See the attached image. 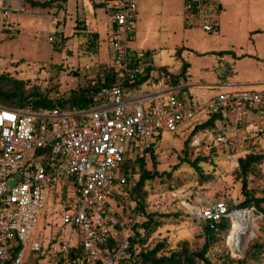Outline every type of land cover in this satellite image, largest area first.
<instances>
[{
  "label": "rangeland",
  "instance_id": "1",
  "mask_svg": "<svg viewBox=\"0 0 264 264\" xmlns=\"http://www.w3.org/2000/svg\"><path fill=\"white\" fill-rule=\"evenodd\" d=\"M137 1L135 38L130 47L147 52L149 61L159 69L183 74L182 66L188 62L186 83L195 102L233 89H264V0H219L223 6L220 25L213 31L186 20L184 0ZM109 33L104 10H95L90 0H55L49 7L32 6L24 0H0L2 80H21L26 94L37 91L53 100L69 98L104 73L109 64ZM186 138L164 132L156 152L144 156L143 168L167 170L170 174L147 179L138 189L143 206L156 219L149 232L143 225L138 227L146 235L140 250H149L159 242L163 246L158 254H170L182 246L201 249L208 233L199 212L213 199L223 198L238 206L246 198L240 171L238 167L231 169L227 152L212 148L206 153H192V159L208 157L202 163L203 171L209 174L204 178L183 159ZM133 156L136 180L143 168L140 158ZM247 191L252 197H263L264 176L252 179ZM73 197L72 183L66 192L58 184L47 193L31 236L34 239L39 232L44 234L42 250L26 257V264H61L57 258L60 238L71 234L63 213ZM122 199L119 211L122 217H128L137 202L128 194ZM250 214L256 217L255 236L235 250L231 234L234 223L227 217L226 226L213 233L206 254L211 261L264 264V201ZM130 228L131 224L123 227L121 239L134 233ZM128 264L150 263L134 257ZM196 264L203 261L197 258Z\"/></svg>",
  "mask_w": 264,
  "mask_h": 264
},
{
  "label": "built area",
  "instance_id": "2",
  "mask_svg": "<svg viewBox=\"0 0 264 264\" xmlns=\"http://www.w3.org/2000/svg\"><path fill=\"white\" fill-rule=\"evenodd\" d=\"M90 1L104 10L109 23V61L119 79L102 86L86 108L0 103V264H21L28 248L41 251L44 234L31 236L46 195L69 183L74 197L63 222L71 234L60 238V251L69 252L80 240L87 264H121L130 239L125 234L110 245L117 226L138 225L146 216L141 208L128 217L115 212L112 196L131 177L121 174L122 163L128 152H143L164 132L187 137L195 155L212 148L227 152L231 169L249 154H264V89H233L195 102L186 80L174 82L172 71L156 66L146 71L147 52L130 47L137 0ZM220 12L219 0H184L186 20L206 31L218 29ZM259 166L264 171V158ZM254 209L231 208L218 198L199 216L234 222L237 214Z\"/></svg>",
  "mask_w": 264,
  "mask_h": 264
},
{
  "label": "trees",
  "instance_id": "3",
  "mask_svg": "<svg viewBox=\"0 0 264 264\" xmlns=\"http://www.w3.org/2000/svg\"><path fill=\"white\" fill-rule=\"evenodd\" d=\"M24 1L30 3L32 6L49 7L51 3L55 0H47V1L24 0ZM92 6L96 10L97 6L95 4ZM145 61L147 63L145 67L146 71L151 67H155L152 64V62L149 61L147 55ZM182 67H183V74L180 72L178 73L170 72L167 68L164 69L167 70L168 73L170 72L172 81L178 82L181 78L186 79L187 68L189 67L188 62H185ZM103 72L104 73H102L97 80H94L95 84H92V82H90L86 86H83L78 90L74 91L69 96V98L59 99V100L50 99L46 97V95H43L42 93L37 91H31L26 94L23 86H21L22 85L21 80L10 78V80L4 82L2 80L4 76L0 75V80H1L0 103L4 105L16 106V107L30 106L34 109L63 107L69 110H75L80 108H86L92 104L95 94L100 90L102 86L113 84L117 82L119 79L115 69L110 64V61L108 66L105 68ZM142 78H145V74L142 75ZM140 82L141 80L139 81V84ZM65 103H69V105L64 106ZM161 140H162V135H159L153 139L151 145L148 148L144 149L143 152H137V151L128 152L125 155L124 161L122 163L121 174L123 176L131 174V177L127 178V181L125 183L120 184V186H118V191L112 196L111 203L115 208V212L119 214L121 217L123 216V213L119 211V204H121L120 200H123L122 198L128 194L130 197L133 195V198L136 200L135 202H137V204H134L131 207L132 209L130 210L132 211L136 208H141L145 211L146 216L142 223L138 225H131V228L134 230V233L129 235V239H130V247L128 249L129 255L127 257L122 258L121 264H128L129 260L134 257H138V260L141 258L143 263H150V264H183V263L196 264L197 258L203 261V264H218L217 262L211 261L206 254L209 249V244L212 240L214 231L218 229V227L226 226L225 222H229V218L227 217H223L218 222L205 221L206 232L208 234L206 237V242L201 249L191 250L187 246H182L181 249L172 251L170 254H158L159 250L163 246V243L159 242L149 250H142V249L140 250V243H142L143 241L145 242L144 237L146 235H144L143 232L138 231L137 230L138 227L143 225L146 232L147 231L149 232L151 225L156 222V219L151 213L147 212V210L143 206V203L141 202L142 198L140 196L138 189L143 185V183L147 179H152L156 176H164L166 174H170V171L167 170L160 171L157 168H154L153 171H150L147 170L146 168H143V165L145 164L144 156L147 154L153 155L156 152V148L160 145ZM183 141H184V147L182 148V151L184 153L183 159L188 163H190V165L194 167V169L198 171L202 176H204V178H208L209 174L203 171V167H202V163H206L208 157L207 156L195 157L192 159L191 158L192 151L188 145V138L184 139ZM132 154L133 155L135 154L137 158H140L143 168L142 172L140 173V177L136 180H134V176H133L134 171H132L136 158H134ZM263 158H264V154L260 153V154H249L240 160L238 169L241 174L242 188L244 194L246 195V198L238 206L229 204L231 208L253 206L257 210V207H260L261 202L264 201V196L255 198L250 196L247 191V187L250 186V182L252 179H254L256 176L258 177L264 176V171L259 166ZM212 178H210V180ZM62 189L64 192H66V189H68V187L65 185L62 187ZM66 207H67V203L65 204L64 210L66 209ZM123 227H124L123 225L117 226V231L115 233V236L111 238L110 245L119 244L122 237L120 236V232H122L121 230H123ZM36 252L37 251H33V250H29L28 252H26L25 257L21 264H26L25 263L26 257ZM57 258L59 263L61 264H65V263L87 264L85 261L83 245L81 244L80 240H78V242L75 243L73 249L70 250L69 252L65 253L62 251H58ZM8 264H12V262L9 261Z\"/></svg>",
  "mask_w": 264,
  "mask_h": 264
},
{
  "label": "bare ground",
  "instance_id": "4",
  "mask_svg": "<svg viewBox=\"0 0 264 264\" xmlns=\"http://www.w3.org/2000/svg\"><path fill=\"white\" fill-rule=\"evenodd\" d=\"M233 223L231 234L233 235L234 244L232 247L235 250H240L250 238L255 236L256 217L246 211L237 214Z\"/></svg>",
  "mask_w": 264,
  "mask_h": 264
},
{
  "label": "crops",
  "instance_id": "5",
  "mask_svg": "<svg viewBox=\"0 0 264 264\" xmlns=\"http://www.w3.org/2000/svg\"><path fill=\"white\" fill-rule=\"evenodd\" d=\"M263 4H264V2H263ZM222 9H223V6L221 5V11H222ZM219 25H220V21L218 23V27H219ZM186 81H187V78H186Z\"/></svg>",
  "mask_w": 264,
  "mask_h": 264
}]
</instances>
